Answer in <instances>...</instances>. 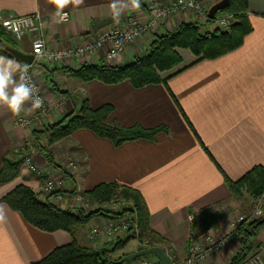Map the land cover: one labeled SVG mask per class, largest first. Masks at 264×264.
<instances>
[{"label":"crops","instance_id":"1","mask_svg":"<svg viewBox=\"0 0 264 264\" xmlns=\"http://www.w3.org/2000/svg\"><path fill=\"white\" fill-rule=\"evenodd\" d=\"M201 1L210 9L220 0ZM113 3L120 9L118 17ZM139 3L137 9L132 7L131 0H82L80 4L70 3L58 9L54 0H0V17L40 15L47 49L57 52L86 45L107 27L123 24L130 15L147 22L145 1ZM65 12L70 15L69 21L57 22ZM248 13L253 31L240 48L216 59L199 61L191 51L178 49L183 61L161 74L166 79L164 83L135 88L130 81L112 85L85 82L65 72L64 67L79 68L105 61L104 51L81 60L43 59L32 64L34 76L53 107L44 124L60 121L88 101L93 109L113 105L110 120L123 126L140 123L145 128L168 127L169 132L159 133L155 140L128 141L118 147L91 130H78L65 140L63 154L67 156V152L80 169L84 167L83 171L71 173L73 178L67 189L76 187L78 193L103 182H118L139 190L150 212L151 227L174 244L172 258L179 264H187L186 249L179 250L176 246L185 245L195 219L193 212L215 209L230 201L231 192L224 176L238 180L254 166H264V0H249ZM109 19L113 22L102 24ZM183 23H198L206 31L216 28L213 22L206 24L193 12L176 13L150 34L128 44L111 65L124 66L143 56L154 36L173 32ZM16 46L19 51L31 54L32 45L27 41L21 47L17 42ZM53 85L59 93L52 89ZM32 112L30 101L19 115L0 105V171L4 158L23 159L29 130L18 125L16 119ZM50 151L60 165L63 156L56 148ZM34 160L45 177H60L66 171L49 164L40 153L34 155ZM41 181L23 163L14 181L0 183V264H36L55 248L72 242L68 232L43 231L1 201L19 184L39 193ZM72 195L65 192L63 200L57 201L53 196L50 200L58 207L79 210ZM46 198L44 193L39 194L40 200ZM106 220L109 219L97 217L89 224ZM235 220L226 216L219 222L217 239L231 229ZM87 227L79 229L78 238L91 247ZM127 236L128 233L121 232L116 238ZM258 236L259 245L264 242V226ZM201 238L204 241L205 237ZM111 243L105 240L102 247L108 248ZM239 247L240 241L235 240L211 255L207 264H229Z\"/></svg>","mask_w":264,"mask_h":264},{"label":"trees","instance_id":"2","mask_svg":"<svg viewBox=\"0 0 264 264\" xmlns=\"http://www.w3.org/2000/svg\"><path fill=\"white\" fill-rule=\"evenodd\" d=\"M223 11L234 15L235 23L229 31H222L219 28L206 31L198 23H183L173 32L154 36L145 54L124 66L100 61L97 64H84L79 68L64 67V70L79 80L99 81L108 85L130 81L135 88H141L164 83L166 79L161 74L175 69L183 61L178 49L191 51L199 61L219 58L244 44L245 38L253 31L248 13L249 0H230L228 7ZM111 22L113 20L109 19L102 24L107 25ZM208 22L212 23L214 20H208ZM95 25L96 22H93V27ZM0 38L2 39L0 54L15 58L5 47L17 49L16 42L3 30H0ZM52 89L59 93L55 85ZM113 111L114 107L111 104H104L93 109L88 101H85L77 112L65 115L60 121L44 124L41 129L33 130L32 143L40 148V154L49 164L55 168H62L55 163L49 147L43 144L44 140L51 145L70 137L78 130L88 129L99 137L111 140L118 147L128 141L155 140L159 133L169 132L168 127L164 125L155 128H145L140 123L123 126L115 120H110ZM23 163V159L12 161L4 158L3 168L0 171V183L14 181L19 176ZM63 174L72 181L73 176L70 173L65 171ZM224 181L233 196L240 197L246 192L253 198H260L264 195V166H254L238 180L224 176ZM76 191L75 187L72 190L66 189L63 193L75 194ZM79 193L91 202L124 201L131 205L123 207L120 212L113 213L103 210L86 212L82 209L61 208L50 200L53 195H47L46 199L40 200L39 193L25 184L15 186L1 199L11 209L20 212L31 225L46 232L63 230L72 236L71 243L55 248L36 264H116L124 255L115 259L110 253L122 249L130 238L138 239L142 245L141 249L161 247L172 258L169 247L173 243L151 227L150 212L139 190L118 182H103L91 190ZM212 210L213 208L210 207L199 213L193 212L195 219L191 223L190 235L186 240L187 247L201 232L198 230L199 223L204 230L218 229L217 223L221 215L214 214ZM204 212H209L206 218L201 215ZM102 216L111 220L125 217L131 223V228L127 231L130 235L125 239L117 238L110 244L109 249L95 250L83 246L78 240V229ZM263 226L264 204L262 215L254 218L248 216L238 225L237 231L241 235L240 247L229 264H243L244 260L257 249L259 245L256 243V237ZM172 260L175 264H179L174 258Z\"/></svg>","mask_w":264,"mask_h":264},{"label":"built area","instance_id":"3","mask_svg":"<svg viewBox=\"0 0 264 264\" xmlns=\"http://www.w3.org/2000/svg\"><path fill=\"white\" fill-rule=\"evenodd\" d=\"M147 12L149 14V19L147 22H140V20L133 14L130 15L127 20L118 26L107 27L102 30L98 36L91 42L84 46L75 49H63L57 52H49L47 49L46 41L43 37L44 35V22L42 21L40 15L32 14L25 16H15L11 18L0 17V24L2 25L5 32L11 34L17 42L23 41L28 33L34 34L35 40L32 41V51L31 54L34 55V61H40L43 59L54 60L56 62L68 60V59H85L90 56L96 55L99 51H104L102 58L107 63H113L118 59V57L124 52L126 46L138 38L148 35L154 31L156 26L164 22L168 17L180 13V12H193L199 18L204 20V23H209L208 20H214L216 28L222 31H229L231 26L235 23L234 15L226 13L224 11L218 12L214 19H209L208 11L209 8L205 7L201 0H169L164 2L163 0H144ZM60 16H65L61 22H68L70 19L69 13H62ZM60 21V17H59ZM28 66V75L31 77L32 82L38 88V95L43 99L44 103L42 108L35 109L29 115H23L16 119V123L25 128H34L35 125L42 121H46L53 107L49 105L44 93L42 92L41 85L31 72L32 65ZM24 150L26 151L23 155V160L25 165L28 167L29 171L38 177L45 178L42 171L37 166L34 155L36 154V149L33 143L27 139L24 144ZM62 169L66 170L68 173L75 174L77 171V165L72 160H66L61 164ZM71 174V175H72ZM71 184L70 178L65 174L60 177L47 179L44 187V195H53L55 200L61 201L64 199V191L67 189L68 185ZM72 199L79 209L86 212L88 210L91 201H86L83 196L78 192L72 195ZM259 211V214L257 213ZM263 213V199H261L250 218L258 217ZM249 216V215H248ZM248 216H241L238 221H236L231 229H229L223 236L217 240H213L206 245H195L191 248L189 253V258L187 259V264H197V263H209L210 256L222 251L227 245L231 244L235 240H241V235L238 233V225L244 222ZM131 228V223L125 218L121 217L117 220H106L104 223L94 222L91 228L89 238L91 241L98 242L102 245L106 241L113 242L117 238V235L121 232H126ZM140 264H159L158 259L155 256H150L144 258ZM243 264H264V242L259 244L257 249L252 252L243 262Z\"/></svg>","mask_w":264,"mask_h":264},{"label":"rangeland","instance_id":"4","mask_svg":"<svg viewBox=\"0 0 264 264\" xmlns=\"http://www.w3.org/2000/svg\"><path fill=\"white\" fill-rule=\"evenodd\" d=\"M0 30L5 31L3 29V27H2L1 24H0ZM203 30H204V28H203ZM33 36H34V34L28 33L27 34V37L23 41L18 42V46L21 47L26 41H27V44L32 45V41L35 40V38ZM9 37H12L11 39H13L17 43V41L14 39V37L11 34H9ZM37 65H41V64L40 63L39 64L37 63ZM31 72L33 74L35 73L33 67H31ZM41 89H42V92L44 93V90H43L42 87H41ZM49 105H51V103H49ZM44 123H45V121H43L41 123H38L37 125L34 126V128H32V127L31 128H28V129L25 128V127L24 128L27 129V130H29L31 132L32 129L33 130H35V129H41V127L44 125ZM29 131H28L29 135L27 136V138L32 142V136H31L32 132L30 133ZM68 138L62 139V140H60V141H58V142H56L54 144H51V145L48 143L47 140H44L43 141V144L46 145V146H48L49 147V150H51V148H56L58 150L57 152L58 153L60 152L61 156H63L61 158L62 161H60L61 163L64 162V161H66V160H72V161L76 162L74 158H71V157L68 156L69 154L67 152H66V155L67 156H64V154H63L64 153L63 152V146L66 145L65 140L68 141ZM24 143H25V141H24ZM35 149H36V153H41L39 147H35ZM78 168L79 167L77 166V172L79 170L80 171H83L82 169H84L83 166H81V169L80 168L78 169ZM49 178L52 179V178H56V177L55 176H48V177H45V178L42 177L41 178L42 181H41V183L39 185V188L37 189V191H39V194L44 193L45 182ZM70 185H68V187ZM261 199H263V204H264V195L262 197H260V198H253L252 196H250L246 192L242 196H240V197H236V196H233L231 194L230 201H228L226 203H223L220 206H217V208L215 207V209H213L212 212H214V214H218V215L220 214L221 215V219H220L219 222H221V220H223V219H226V216L235 217L236 218L235 222H236V221H238V219L241 216H246V215H249L250 216L253 213V211L255 210L258 202ZM42 200H44V199H42ZM86 201H90V200L87 199ZM84 203L85 202H82V204H84ZM82 204L81 203L80 204L78 203L77 206H79V205L82 206ZM130 205H131L130 203H125L124 201H111V202H106V203H101L99 201L98 202L97 201L96 202L95 201H92L89 204L88 210H90V212L96 211V210H103V211H110L111 213H113V212H118V211L120 212L123 209V207H127V206H130ZM208 214H209V212H204L201 215L203 217H205V216L207 217ZM219 222L217 223L218 224V229L211 228V229H208V230H204V228H201L200 227L201 224L198 222L199 225H200L198 230H199V232L201 231L199 233L198 237L197 238H194L192 240V242L189 245V247H187L186 242H185V245L184 246L183 245H179V246H176V247H178L179 250L182 249V248H185L186 251H187V259H188L189 258V253L191 251V248L194 247L195 245H198V244L206 245V244L210 243L213 240H217V237H216L215 234L219 230ZM97 223H99V222H97ZM87 225H88V227L86 228V230H87V237H88L89 242L92 244V246L91 247H88V248H92V249H95V250L109 249L110 247H108V248L102 247L103 244L102 245H99L98 242L96 243V242L90 240L89 234H90L91 228L93 227L94 223L92 222V224H87ZM87 225H85V226H87ZM85 226H82V227H85ZM82 227H80V228H82ZM79 229H78V231H79ZM78 231H77V236H78ZM199 237H200V239H198ZM201 237H205L204 241L202 240ZM218 238H220V237H218ZM258 238H259V236L256 237V239H258ZM78 240L83 245V243L80 241L79 238H78ZM83 246H85V245H83ZM141 246L142 245L140 244V242H139L138 239H136V238H130L128 240V242L126 243V245L122 249H119V250H117V251H115L113 253H110V255L113 258L116 259V258L121 257L122 255L130 254L131 252H134V251H136L138 249H141ZM85 247H87V246H85ZM175 250L176 249L174 247V244L170 245L169 252L171 253V255L174 254ZM148 256H150V255H148ZM144 258H148V257H143V258H140L139 260L131 261L128 264H131L133 262H135L134 264H140V262Z\"/></svg>","mask_w":264,"mask_h":264},{"label":"clouds","instance_id":"5","mask_svg":"<svg viewBox=\"0 0 264 264\" xmlns=\"http://www.w3.org/2000/svg\"><path fill=\"white\" fill-rule=\"evenodd\" d=\"M82 0H54L58 9H63L70 3L80 4ZM133 8H139V0H131ZM115 15L118 17L120 9L116 3L112 5ZM66 19L60 16L61 22ZM18 77V78H17ZM38 88L28 75V66L21 65L13 58L0 56V105L6 106L13 114L19 115L23 106L31 102L32 110L40 109L43 106V99L38 95ZM259 211L257 210V213Z\"/></svg>","mask_w":264,"mask_h":264},{"label":"water","instance_id":"6","mask_svg":"<svg viewBox=\"0 0 264 264\" xmlns=\"http://www.w3.org/2000/svg\"><path fill=\"white\" fill-rule=\"evenodd\" d=\"M230 3V0H220L219 2L212 5L208 11V17L209 19H214L215 15L223 11L228 7ZM2 39L0 38V44ZM5 49L9 51L15 58L21 60L26 65H32L34 62V55L27 54L19 51L18 49L11 48L9 46H6ZM148 255L155 256L159 264H175L172 258L161 248V247H147L140 249L134 253L126 254L124 255L120 260L116 262V264H124L131 262L133 260L146 257Z\"/></svg>","mask_w":264,"mask_h":264}]
</instances>
